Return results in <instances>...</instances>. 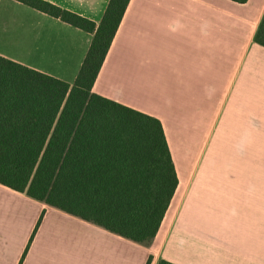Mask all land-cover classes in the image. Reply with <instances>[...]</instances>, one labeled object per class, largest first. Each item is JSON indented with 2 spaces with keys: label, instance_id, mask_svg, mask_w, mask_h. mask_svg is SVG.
I'll return each instance as SVG.
<instances>
[{
  "label": "crops",
  "instance_id": "1",
  "mask_svg": "<svg viewBox=\"0 0 264 264\" xmlns=\"http://www.w3.org/2000/svg\"><path fill=\"white\" fill-rule=\"evenodd\" d=\"M99 22L109 0H46ZM264 0H129L92 91L161 121L177 186L134 242L0 184V264H264ZM92 35L0 0V55L72 83Z\"/></svg>",
  "mask_w": 264,
  "mask_h": 264
},
{
  "label": "trees",
  "instance_id": "2",
  "mask_svg": "<svg viewBox=\"0 0 264 264\" xmlns=\"http://www.w3.org/2000/svg\"><path fill=\"white\" fill-rule=\"evenodd\" d=\"M16 1L92 39L72 83L0 55V184L131 241L149 242L177 186L163 126L92 91L129 0H109L99 22L46 0ZM254 41L264 46V14Z\"/></svg>",
  "mask_w": 264,
  "mask_h": 264
}]
</instances>
